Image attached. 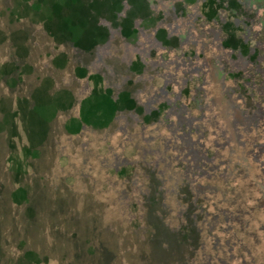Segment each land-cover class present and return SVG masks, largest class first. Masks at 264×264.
Returning a JSON list of instances; mask_svg holds the SVG:
<instances>
[{"label": "rangeland", "instance_id": "374dc122", "mask_svg": "<svg viewBox=\"0 0 264 264\" xmlns=\"http://www.w3.org/2000/svg\"><path fill=\"white\" fill-rule=\"evenodd\" d=\"M0 264H264V0H0Z\"/></svg>", "mask_w": 264, "mask_h": 264}, {"label": "flooded vegetation", "instance_id": "af4514ba", "mask_svg": "<svg viewBox=\"0 0 264 264\" xmlns=\"http://www.w3.org/2000/svg\"><path fill=\"white\" fill-rule=\"evenodd\" d=\"M137 34V33H136Z\"/></svg>", "mask_w": 264, "mask_h": 264}]
</instances>
